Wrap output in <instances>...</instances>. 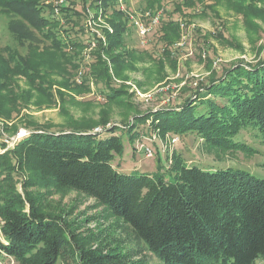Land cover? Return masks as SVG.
<instances>
[{"label":"rangeland","instance_id":"rangeland-1","mask_svg":"<svg viewBox=\"0 0 264 264\" xmlns=\"http://www.w3.org/2000/svg\"><path fill=\"white\" fill-rule=\"evenodd\" d=\"M37 1L34 14L41 19L35 26L0 11V64L8 73L0 85V193H21L27 182L36 207L61 217L88 246L107 242L133 261L160 264L93 199L35 181L10 156L13 143L26 135L14 137L27 127L103 135L116 127L124 147L121 172L151 173L159 163L170 165L175 154L188 168L240 170L264 179V143L256 130L247 128L233 138L247 152L226 151L194 133L161 135L148 122L134 121L147 112L181 108L224 68L264 59V0H158L150 9L146 0H111L105 7L104 0ZM114 10L124 25L119 36L111 24ZM46 33L57 40L54 46ZM126 51L127 56L118 54ZM9 55L22 59L23 71ZM123 125L134 127L133 142ZM147 150L152 157H145ZM0 264L17 263L0 254ZM255 264H264V258Z\"/></svg>","mask_w":264,"mask_h":264},{"label":"trees","instance_id":"trees-1","mask_svg":"<svg viewBox=\"0 0 264 264\" xmlns=\"http://www.w3.org/2000/svg\"><path fill=\"white\" fill-rule=\"evenodd\" d=\"M35 1L0 0V11L35 26L41 19L34 14L39 9ZM104 1V7L112 3ZM157 1L146 0V9ZM112 17L116 35H122L118 11ZM51 35L44 38L54 46L57 40ZM9 56L23 71L22 59ZM1 73L3 87L8 73L0 64ZM199 89L181 108L147 112L135 116V123L148 122L161 135L194 133L208 146L226 151H248L233 142L247 128L256 130L264 143V59L237 62L219 76L210 75L208 85ZM123 126L129 140L134 138V127ZM24 129L26 137L10 150L20 167L58 193L75 191L96 201L160 264H255L264 258V179L240 170L188 168L175 154L170 165L159 163L154 172L124 173L125 165L120 164L125 161L124 147L116 127L104 135L88 129ZM22 186L21 193H0V254L17 264H144L107 242L88 246L61 217L43 214L30 198L27 182Z\"/></svg>","mask_w":264,"mask_h":264},{"label":"built area","instance_id":"built-area-1","mask_svg":"<svg viewBox=\"0 0 264 264\" xmlns=\"http://www.w3.org/2000/svg\"><path fill=\"white\" fill-rule=\"evenodd\" d=\"M154 19H155V22L158 21V17H155ZM142 27L145 28V26H143V25H141V27L138 26V32L140 31L141 34H143L144 32H146V30H145L146 28L143 29ZM27 133H28L27 131H21L20 133H16L14 139H15L16 141H17V140H20V139H22ZM15 143H16V142H15ZM15 143H13V144H15ZM10 144H12V143H10ZM144 155H145L146 158L152 157V156H151V152H150L149 150H147V151L145 152Z\"/></svg>","mask_w":264,"mask_h":264}]
</instances>
